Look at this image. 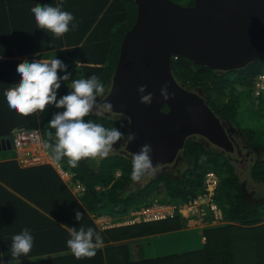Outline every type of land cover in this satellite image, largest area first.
<instances>
[{
	"label": "trees",
	"instance_id": "16d2710c",
	"mask_svg": "<svg viewBox=\"0 0 264 264\" xmlns=\"http://www.w3.org/2000/svg\"><path fill=\"white\" fill-rule=\"evenodd\" d=\"M192 5L194 0H173ZM59 0H0V138L7 137L19 129L39 128L43 144L55 143V130L48 121L53 113L62 111L49 105L43 113L22 116L9 108L4 91L19 82L16 71L18 63L26 54L44 51L45 58H58L67 65L71 73L68 82H61L57 98L68 94V84L73 79L97 75L105 86L110 85L113 71L125 32L136 18L134 0H63L64 11L71 12L78 27L62 37L37 28L30 9L36 4L55 6ZM30 60L40 59L38 54ZM264 54L245 67L230 70H213L195 64L190 59L177 56L171 61V70L182 86L199 92L214 113L227 125L235 127L233 136H239L245 156L246 174L242 172V161L234 162V151L225 152L200 136L186 139L183 149L172 164L145 172L138 181L132 179L133 157L129 153L110 154L103 158H84L73 168L67 157L59 164L72 175V181L82 190L73 194L67 184L50 164H38L19 168L14 160L0 162V181L18 192L25 200L37 203L49 216L27 205L24 200L10 194L0 186V235L9 226H2L4 212L20 221L19 228L27 226L41 231L33 241V251L44 255L42 260L31 264H264V144L254 141L248 129L236 123L235 85L251 87L253 78L264 72ZM32 62V61H31ZM235 73V74H234ZM64 75L63 72H58ZM260 97H264L261 95ZM163 109H167L164 104ZM85 120L118 128L128 134V120L113 112H92ZM228 125V126H229ZM52 132V138L48 136ZM46 149V148H45ZM53 157L51 149H46ZM55 160V159H54ZM249 168V172H248ZM207 170H214L219 178L216 199L223 209L224 222L215 226H204L203 246L199 250L175 253L155 258H144L141 254L131 258V241L139 238L178 230L182 220L173 219L135 222L100 230L89 214H107L112 218L128 217L129 213L154 201L182 202L203 190V177ZM83 214L80 221L76 212ZM125 214V215H124ZM124 215V216H122ZM118 216V217H116ZM125 217V218H126ZM26 218V219H25ZM92 227L103 238V243L92 258L77 259L67 247L71 227ZM130 240V241H129ZM11 242L0 238V261L10 264ZM62 254L51 256L53 253ZM66 251L69 254L66 253ZM135 254H139L136 247ZM134 252L132 251L133 255ZM66 253V254H64ZM138 258V259H137Z\"/></svg>",
	"mask_w": 264,
	"mask_h": 264
},
{
	"label": "water",
	"instance_id": "95a60500",
	"mask_svg": "<svg viewBox=\"0 0 264 264\" xmlns=\"http://www.w3.org/2000/svg\"><path fill=\"white\" fill-rule=\"evenodd\" d=\"M134 2L135 21L122 38L110 85L99 99L104 110L109 102L112 108L106 111L125 116L128 133L136 135L132 142L126 137L125 153L133 157L141 145L150 144L154 170L179 158L190 136L234 151L220 118L199 92L177 82L171 61L179 55L222 71L256 61L264 54V0ZM164 84L174 93L169 99L160 95ZM140 85H147L145 94L153 93L151 104L140 103ZM0 147L11 148L10 138H0Z\"/></svg>",
	"mask_w": 264,
	"mask_h": 264
},
{
	"label": "clouds",
	"instance_id": "9594fccd",
	"mask_svg": "<svg viewBox=\"0 0 264 264\" xmlns=\"http://www.w3.org/2000/svg\"><path fill=\"white\" fill-rule=\"evenodd\" d=\"M62 9L63 0H59L55 6L36 4L30 11L34 14L37 28L51 32L54 37L59 38L70 30V24L73 30L78 27V24H73L74 15ZM16 71L21 77L19 82L10 85L4 91L10 109L25 117L37 112L43 113L49 105L62 109L53 113L48 121L49 127L55 130V143L44 144L46 149H51L56 161L67 157L68 164L75 168L84 158L107 157L112 146L124 138L125 134L118 128H108L84 119L97 107V98L103 97L105 93V86L97 75L71 80L68 84L71 91L58 99L57 90L61 87V82H68L71 76L67 71V65L61 59L56 57L46 60L34 59L32 62L23 59L18 63ZM58 72H63L64 75L61 76ZM146 88L147 85H140L137 88V92L141 94L140 103L151 104L153 93L145 94ZM160 95L164 99H169L174 93H170L168 85L164 84L160 89ZM104 108L110 110L111 103L105 102ZM52 135L50 131L48 133L50 139ZM135 139L134 133L127 134V142ZM152 151V146L145 143L134 153L132 165L134 181H138L145 172L153 169ZM82 217L83 214L77 211L75 219L80 221ZM69 236L66 241L67 247L77 259L94 257L103 243L100 233L92 227L85 229L81 226L78 230L71 227ZM33 241L34 238L27 228L15 234L11 239V257L27 256L33 247ZM0 264L4 262L0 261Z\"/></svg>",
	"mask_w": 264,
	"mask_h": 264
},
{
	"label": "built area",
	"instance_id": "2783aa9c",
	"mask_svg": "<svg viewBox=\"0 0 264 264\" xmlns=\"http://www.w3.org/2000/svg\"><path fill=\"white\" fill-rule=\"evenodd\" d=\"M251 90L255 97L264 95V72L254 76ZM10 141L15 158L21 165L50 164L62 179L74 186L75 192L82 190L78 182L72 181L71 173L64 170L45 149L39 129L16 130L10 135ZM219 182L218 174L214 170H207L203 177L202 192L186 201H154L148 206L131 211L127 219L112 218L104 213L90 215L100 230L135 222L173 219L178 216L188 219V222L194 220L202 227L215 226L224 222L223 209L216 199Z\"/></svg>",
	"mask_w": 264,
	"mask_h": 264
},
{
	"label": "rangeland",
	"instance_id": "374dc122",
	"mask_svg": "<svg viewBox=\"0 0 264 264\" xmlns=\"http://www.w3.org/2000/svg\"><path fill=\"white\" fill-rule=\"evenodd\" d=\"M100 98L101 97L97 98V107L93 110V112H104V109L99 105ZM234 99L237 106L236 123H238L239 127L250 130V132L254 136L255 142L264 144V97H255L252 93L250 86L243 87L241 85L236 84L234 89ZM222 123L226 131L228 132V135L231 138L233 144L236 146V150L234 149L235 157L233 158V160L234 162H239V161L243 162V165L241 166V170L246 174L247 164L245 161L246 160L245 156H243V154H241V152L237 150L243 148L242 143L240 141V137L233 136L232 131H234L235 129L233 125L228 124L230 126L229 127L225 124L224 121H222ZM124 144H125V140L115 143L112 146L108 155L119 154L122 152L125 153ZM12 150L13 149H11V151ZM5 154H6L5 152H0V158H2ZM248 172H249V168H248ZM257 185H259L260 188L264 189V183L257 182ZM125 217H119V218H125ZM201 237L202 235L200 230L180 229L175 231H168L165 232L164 235L160 237V239H158L159 238L158 237V238H152L150 241H148V246L152 248V251L149 252V254H147L146 252L147 245L143 244L145 246L140 251V254L142 255V253H144L143 254L144 258H155L169 254H175V253L181 254L192 250H199L203 246L202 243L203 239H201ZM135 240L140 241L141 239L137 238ZM135 240L131 241L130 245H132V247L133 244H135L134 242ZM136 257H134L131 251V258L134 259Z\"/></svg>",
	"mask_w": 264,
	"mask_h": 264
},
{
	"label": "crops",
	"instance_id": "0c3cea01",
	"mask_svg": "<svg viewBox=\"0 0 264 264\" xmlns=\"http://www.w3.org/2000/svg\"><path fill=\"white\" fill-rule=\"evenodd\" d=\"M33 54H38L40 59H50V58H45L44 55L46 54V52L44 51H41V52H35V53H30V54H26L25 55V59L28 61V62H31L33 60H30V55L32 56ZM25 129V128H23ZM33 129H36V128H33ZM39 129V128H37ZM10 138V135L7 136ZM10 145H11V148H1L0 147V152H5L6 154L0 158V162H4V161H10V160H14L16 163H17V166L19 168H27V167H30V166H33V165H21L15 158V151L12 147V144H11V141H10ZM11 149H13L11 151ZM10 150V151H9ZM60 177V176H59ZM61 178V177H60ZM62 179V178H61ZM66 184H67V188L73 193L76 195V192L74 191V186L72 187L70 182H68L66 179H62ZM0 186L2 188H4L8 194V198H11L10 194L16 196L17 198H21L22 200H24V202L29 205V206H32V208L38 210L39 212L43 213V214H46L47 216H49L47 213H45L44 211H42V209L38 206L37 203H33L31 201H27L25 200L18 192H16L15 190H13L10 186L6 185L5 183H3L2 181H0ZM15 212V210H12L11 214L9 215L8 213H6V211L4 212V214L6 215L3 216V220L1 221V225L2 226H9L8 227V230L4 231V229H2L3 231V235H0V238H3L5 239L7 242H11V239L12 237L15 235V234H19L23 229L27 228L30 230L33 238H34V242H35V239H37L38 236H41V239H43V233L41 231H39V233L37 232V230H31L30 228H28L27 226L25 227H22V228H19V225H20V221L15 218L13 216V213ZM90 215V214H89ZM50 217V216H49ZM91 217V215H90ZM26 219V218H25ZM50 220H53L55 222H57L58 224L60 225H63L57 218H53V217H50L49 218ZM127 219V218H125ZM186 229V230H200L201 232V235H202V231L204 229V227L200 226L196 221H186V220H182V225L181 227L178 229ZM198 233V232H197ZM164 235V233L162 234H157V235H153V236H148L146 238H143L141 239L140 241L138 240H135V244H133V247L131 245V251H135V248H139V254L137 252V255L135 254L134 252V257L140 255V251L143 249V247L145 245L143 244H146L147 247H146V252L147 254H149V252L152 251V248L148 246V241H150L152 238H158L160 239V237ZM201 239H203V242H204V238H203V235L201 237ZM134 248V249H133ZM68 252L70 251H66L67 254H69ZM63 251L59 252V253H53L51 254V256H57V255H60L62 254ZM64 253V254H66ZM144 253H142V256H143ZM47 255H44L42 251H39L38 249L34 250L31 249V251L29 252V254L27 256H24V255H21L19 257H16V258H13V260L10 262V264H31L33 262H36L38 260H42L43 258H45ZM144 257V256H143Z\"/></svg>",
	"mask_w": 264,
	"mask_h": 264
},
{
	"label": "flooded vegetation",
	"instance_id": "af4514ba",
	"mask_svg": "<svg viewBox=\"0 0 264 264\" xmlns=\"http://www.w3.org/2000/svg\"><path fill=\"white\" fill-rule=\"evenodd\" d=\"M166 110V109H165ZM226 124V123H225ZM227 125V124H226ZM228 126V125H227ZM230 127V126H229Z\"/></svg>",
	"mask_w": 264,
	"mask_h": 264
}]
</instances>
